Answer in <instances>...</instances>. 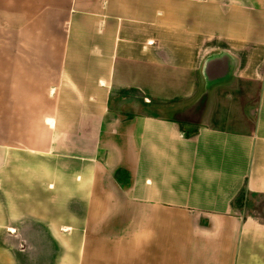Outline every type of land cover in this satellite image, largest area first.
I'll return each mask as SVG.
<instances>
[{
	"label": "crops",
	"instance_id": "0c3cea01",
	"mask_svg": "<svg viewBox=\"0 0 264 264\" xmlns=\"http://www.w3.org/2000/svg\"><path fill=\"white\" fill-rule=\"evenodd\" d=\"M263 206L264 0H0V264H264Z\"/></svg>",
	"mask_w": 264,
	"mask_h": 264
},
{
	"label": "rangeland",
	"instance_id": "374dc122",
	"mask_svg": "<svg viewBox=\"0 0 264 264\" xmlns=\"http://www.w3.org/2000/svg\"><path fill=\"white\" fill-rule=\"evenodd\" d=\"M130 96L135 95L137 104V101L141 100L142 102H146L145 94L147 95V92L144 93L141 90L134 89L131 93H129ZM214 97L216 96L215 93H213ZM200 99V93H194L191 100H187L185 103L181 104L180 106H177L176 108H168V107H157V105H161V101L158 102V104L154 107H147V108H141V107H124L122 109L125 110V112H161L165 114L166 116L177 118L180 120H184L185 122H193L194 124L200 123L203 120H209L213 122L214 124L220 125V126H227L229 128H249L252 125V122L249 124H241V121L244 116L243 110L245 105H249L253 108L254 104L257 101L258 97V91L256 87H253V89L249 90V94L246 93H240L237 95V97L234 96V98L230 101L224 102L227 107L224 109L219 107V115H210L208 117H205V112L209 111V108L206 109L207 105H211L212 113L216 111V97L211 100L208 99L209 94L203 93L201 95ZM156 102V101H155ZM168 103V102H165ZM154 105V103H153ZM151 105V106H153ZM166 105V104H165ZM219 105V104H218ZM218 108V106H217ZM214 114V113H213ZM205 115V116H204ZM215 116V117H214ZM219 118V119H216ZM183 121V122H184ZM261 205V203H260ZM259 209V208H258ZM264 212V206L262 208V211Z\"/></svg>",
	"mask_w": 264,
	"mask_h": 264
},
{
	"label": "trees",
	"instance_id": "16d2710c",
	"mask_svg": "<svg viewBox=\"0 0 264 264\" xmlns=\"http://www.w3.org/2000/svg\"><path fill=\"white\" fill-rule=\"evenodd\" d=\"M193 124L189 123V122H180V128L181 131H183L184 135L186 137H190L193 136L194 134L197 133V129L192 128ZM118 173V171H117ZM233 205L237 206L238 208H243L244 206H246V199H245V194L244 192H241L237 198L233 201Z\"/></svg>",
	"mask_w": 264,
	"mask_h": 264
},
{
	"label": "bare ground",
	"instance_id": "6f19581e",
	"mask_svg": "<svg viewBox=\"0 0 264 264\" xmlns=\"http://www.w3.org/2000/svg\"><path fill=\"white\" fill-rule=\"evenodd\" d=\"M49 122L52 124L53 123V121L52 120H49Z\"/></svg>",
	"mask_w": 264,
	"mask_h": 264
}]
</instances>
